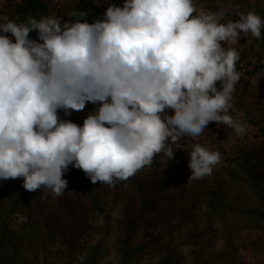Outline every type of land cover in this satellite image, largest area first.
<instances>
[{"label": "clouds", "instance_id": "clouds-1", "mask_svg": "<svg viewBox=\"0 0 264 264\" xmlns=\"http://www.w3.org/2000/svg\"><path fill=\"white\" fill-rule=\"evenodd\" d=\"M85 15L72 12L78 18L63 23L52 15L3 17L0 180L23 178L26 190L43 186L58 197L71 165L113 187L160 153L174 158L180 139L198 141L210 122L246 134L229 114L241 79L232 45L241 34L261 37L260 15L225 21V9L204 10L196 0H124L102 20L81 22ZM87 103L99 107L83 126L60 119L59 111L70 116ZM189 156L188 180L211 176L222 158L198 142Z\"/></svg>", "mask_w": 264, "mask_h": 264}, {"label": "trees", "instance_id": "trees-1", "mask_svg": "<svg viewBox=\"0 0 264 264\" xmlns=\"http://www.w3.org/2000/svg\"><path fill=\"white\" fill-rule=\"evenodd\" d=\"M6 1L0 9V23L4 22L5 16L12 20L19 17L16 22H26L28 17L40 19L54 13L63 23L65 20L78 18L70 16L72 12L86 13L81 22L92 23L103 19V14L110 4L122 7L124 3L118 0H71L68 9L59 11L55 6L57 0ZM208 2L209 0H197V6ZM223 8L226 10L225 21L238 20L237 13L247 14L248 11H254L264 19V7L258 3L230 1L225 3ZM29 36L38 39L36 31L31 32ZM233 47L240 53L236 69L241 73V79L236 85V90H252L261 78L264 79V28L261 29L259 39L251 34L240 36ZM217 87H220L219 82ZM232 103L230 115L234 118L235 113L247 116L241 95L236 96V91L233 93ZM173 114L171 110L168 112V115ZM61 115L65 116L64 112ZM213 125L217 123L212 122ZM197 142L204 145L205 138L201 136L198 141H193L190 137H182L179 141L182 148L175 150L174 158L168 160L160 153L154 157L150 166H145L136 175L116 183L113 187L100 182L93 184L81 169L71 165L64 173L63 178L68 182L67 188L73 197L88 209L93 218L104 219L112 211L117 191V196L127 195L126 198L122 197V201L123 204L126 202L123 205V219L128 225L121 232L115 247L120 264H131L139 254V248L132 244V226L149 207L158 205L161 201H176L175 207L187 210L200 200L206 216L214 220L222 230L221 241L232 250L229 264L236 263L240 246L237 241L239 234L254 233L264 236V179L258 177L264 172V135L259 144L242 146L234 156L225 158L221 174L188 180L191 175V169L188 167L189 153L192 144ZM46 191L43 187L40 194ZM28 193L26 189L20 191L15 187L11 179L0 180V264H23L16 261L17 249H24V246H42L44 234L40 231L39 215L30 210L33 208L31 203L23 202ZM21 218L24 220L19 221ZM158 227L160 226L154 228ZM48 233L55 236L54 230Z\"/></svg>", "mask_w": 264, "mask_h": 264}, {"label": "rangeland", "instance_id": "rangeland-1", "mask_svg": "<svg viewBox=\"0 0 264 264\" xmlns=\"http://www.w3.org/2000/svg\"><path fill=\"white\" fill-rule=\"evenodd\" d=\"M230 1L258 3L264 7V0H209L207 4L201 3L197 7L216 11L224 9L225 3ZM6 2L0 0V9ZM70 4L71 0L55 2L59 11L68 9ZM52 16L56 17L55 13ZM222 44L227 47L223 42ZM239 95L247 116L235 113V118L247 126L246 134L238 137L232 128H223L225 125L220 124L212 126L210 122L202 135L205 138L204 146L219 151L222 157L211 177L222 173L225 158L234 156L240 147L254 146L263 140L264 79L261 78L252 90L238 88L236 96ZM98 107L99 104L87 103L84 110L73 111L70 116L61 115L62 111L58 115L62 120L67 119L83 126L84 119ZM258 177L264 179V172ZM11 183L20 191L25 189L23 178L11 179ZM42 188L43 186L40 190ZM40 190L29 191L23 202L31 203L33 208L30 210L39 215L40 231L44 234L43 243L34 248L24 246V249H17V262L80 264L77 256L86 254L83 264H120L115 247L121 232L128 225L123 219V205L126 202L123 204L122 201V197L126 198L127 195L117 196V191L112 211L104 219H97L89 215L88 209L73 197L68 188L58 197L48 189L42 194ZM175 203L173 200L161 201L158 205L149 207L141 219L138 218L137 225L132 226V244L139 248V254L131 264H229L232 250L221 241L222 230L214 220L206 216L202 202L196 201L187 210L178 209L174 206ZM157 212L158 215L155 214ZM22 220L24 219L19 221ZM155 226L160 227L154 228ZM51 230H54L56 237L48 233ZM237 241L240 246L235 264H264V236L241 233L237 236Z\"/></svg>", "mask_w": 264, "mask_h": 264}]
</instances>
